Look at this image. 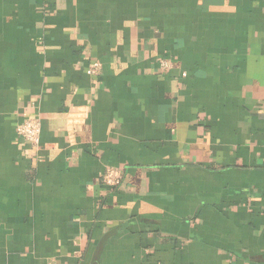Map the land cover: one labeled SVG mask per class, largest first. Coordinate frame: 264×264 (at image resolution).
Listing matches in <instances>:
<instances>
[{
	"label": "crops",
	"instance_id": "obj_1",
	"mask_svg": "<svg viewBox=\"0 0 264 264\" xmlns=\"http://www.w3.org/2000/svg\"><path fill=\"white\" fill-rule=\"evenodd\" d=\"M0 264H264V0H0Z\"/></svg>",
	"mask_w": 264,
	"mask_h": 264
},
{
	"label": "built area",
	"instance_id": "obj_2",
	"mask_svg": "<svg viewBox=\"0 0 264 264\" xmlns=\"http://www.w3.org/2000/svg\"><path fill=\"white\" fill-rule=\"evenodd\" d=\"M159 66L162 70L168 71L171 67L169 58H161ZM100 63L95 61L88 72L91 75L99 74ZM185 75V73H182ZM82 115V114H81ZM16 134L23 140L29 142L33 147H38L41 138V123L39 119H27L19 123L15 128ZM123 180V173L118 168L107 167L101 174V182L108 187H118Z\"/></svg>",
	"mask_w": 264,
	"mask_h": 264
}]
</instances>
